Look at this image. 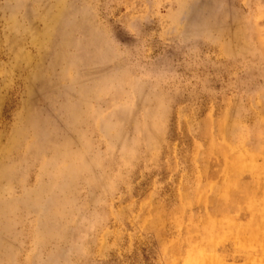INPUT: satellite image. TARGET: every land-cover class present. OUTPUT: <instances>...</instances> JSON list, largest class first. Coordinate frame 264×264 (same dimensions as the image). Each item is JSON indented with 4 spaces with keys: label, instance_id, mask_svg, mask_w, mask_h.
<instances>
[{
    "label": "rangeland",
    "instance_id": "obj_1",
    "mask_svg": "<svg viewBox=\"0 0 264 264\" xmlns=\"http://www.w3.org/2000/svg\"><path fill=\"white\" fill-rule=\"evenodd\" d=\"M0 264H264V0H0Z\"/></svg>",
    "mask_w": 264,
    "mask_h": 264
}]
</instances>
